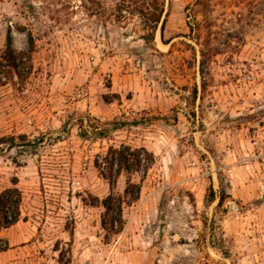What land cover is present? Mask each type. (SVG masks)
Instances as JSON below:
<instances>
[{
	"label": "rangeland",
	"instance_id": "rangeland-1",
	"mask_svg": "<svg viewBox=\"0 0 264 264\" xmlns=\"http://www.w3.org/2000/svg\"><path fill=\"white\" fill-rule=\"evenodd\" d=\"M136 1L0 0V54L7 31L16 52L34 42L0 86V138L34 145L1 146L0 190L16 179L22 203L0 264H264V0H164L152 42ZM121 145L154 164L111 187L94 160ZM128 181L139 199L105 242L92 204Z\"/></svg>",
	"mask_w": 264,
	"mask_h": 264
},
{
	"label": "trees",
	"instance_id": "trees-1",
	"mask_svg": "<svg viewBox=\"0 0 264 264\" xmlns=\"http://www.w3.org/2000/svg\"><path fill=\"white\" fill-rule=\"evenodd\" d=\"M161 1V2H160ZM124 3V0H121ZM121 5L123 6V4ZM197 4H199L197 2ZM164 0H139L134 3L133 10L142 21V28L146 35L142 38L146 42H152L154 33L160 23L163 14ZM12 38L10 31L6 32L4 49L0 54V86L4 85L6 80L15 76L19 81H22L25 75L24 71L30 73L31 69V54L34 48V42L29 35V50L26 52H16L12 50ZM217 54V51L209 48L208 44L201 45L199 50V73H200V90L203 93L206 90V82L204 78L205 70L211 56ZM197 96V91L194 89L193 97ZM79 136L84 137L89 133L93 136L103 139L106 138L108 130L97 129L92 126L84 127L81 122L79 125ZM120 127L113 126L112 130H117ZM16 140L25 145H20ZM6 145L9 149H18L20 146H34L26 137H7L0 138V154L2 153V145ZM27 152V151H23ZM154 164V155L144 148L133 149L129 146L112 147L109 146L105 153L97 155L94 160V167L99 172L102 179L109 182L111 187L116 179L124 173L133 175L140 171L144 174ZM227 185L223 187L219 183V190L214 191L212 185L208 188L206 203L212 204L216 202V207L221 208L225 201L230 198L227 192ZM140 195V186L137 183L128 181L122 193H113L112 191L102 199H95L92 204L100 206L103 212L100 217V227L103 231V238L107 242L111 237L117 236L124 228L125 220L123 218L124 207L138 201ZM22 203V193L17 187V180L13 179L11 186L0 190V234L20 220V207ZM8 249L6 240L0 238V252ZM225 254V253H223Z\"/></svg>",
	"mask_w": 264,
	"mask_h": 264
}]
</instances>
